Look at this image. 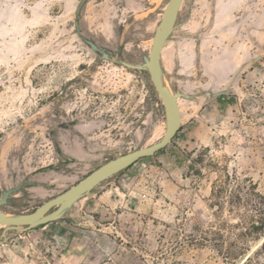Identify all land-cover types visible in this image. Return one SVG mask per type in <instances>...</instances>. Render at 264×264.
Returning <instances> with one entry per match:
<instances>
[{"label":"rangeland","instance_id":"1","mask_svg":"<svg viewBox=\"0 0 264 264\" xmlns=\"http://www.w3.org/2000/svg\"><path fill=\"white\" fill-rule=\"evenodd\" d=\"M77 1L0 0V194L23 180L25 202L9 214L165 130L148 72L119 59L144 62L167 0H88L80 29L100 60L74 32ZM160 64L187 95L170 143L54 221L8 230L0 264H264L248 186L264 196V0H182Z\"/></svg>","mask_w":264,"mask_h":264},{"label":"water","instance_id":"2","mask_svg":"<svg viewBox=\"0 0 264 264\" xmlns=\"http://www.w3.org/2000/svg\"><path fill=\"white\" fill-rule=\"evenodd\" d=\"M87 1L88 0H78L75 5L73 20L74 32L79 36L81 41L87 45V47L94 52L99 53V60L109 58L103 48H100L93 40L81 33V9ZM181 1L182 0H167L151 38L148 55L144 57L143 63H131L122 58L119 59V63L126 67L146 70L148 72L151 84L155 89L164 110L165 130L162 137L156 142L135 148L106 160L77 180L74 184L70 185L68 188L53 197L43 201L31 211L10 214L11 216H7L9 213L0 210V224L4 226L0 233V244L7 238L6 232L8 230L25 231L54 221L62 215L66 208H68L77 199L88 193L92 188L100 184L103 180L122 171L137 160L155 154L158 150L164 148L170 143L171 139L180 128L181 115L178 98L187 95L177 90L171 91L167 84L165 85L161 83L160 77L162 76V69L160 57L165 41L175 25ZM121 49V46L117 48L116 53L119 56L121 55ZM238 70L239 67L234 70L232 76H234ZM69 83L70 81L66 82L63 90ZM228 92L229 89L216 90L211 92V96H219ZM22 185L23 180L16 186L6 187L1 190L0 207L7 205L9 203V198L13 197L14 193L19 191Z\"/></svg>","mask_w":264,"mask_h":264},{"label":"trees","instance_id":"3","mask_svg":"<svg viewBox=\"0 0 264 264\" xmlns=\"http://www.w3.org/2000/svg\"><path fill=\"white\" fill-rule=\"evenodd\" d=\"M224 97V95H219V96H217V98H219V99H221V98H223ZM55 127L57 128V127H67L66 125H55ZM54 133V132H53ZM52 139H53V141H55V143H56V145H57V141H56V139H55V136H54V134H53V136H52ZM165 148V147H164ZM164 148H162V149H160V150H158L156 153H159V152H162L163 150H164ZM144 158H146V157H144ZM119 173V172H118ZM248 186L250 187V188H252V192L254 193V195L257 197V202L255 203V202H253V203H249V206H251V208L253 209V210H255V212H260V214L262 215V216H264V196L263 195H261L259 192H257L256 191V189H255V187H254V185L251 183V181H248ZM9 204H11L13 207H15V208H22V207H24L25 206V202H24V198L22 197V196H13V197H10L9 198ZM4 206V205H3ZM19 210V209H18ZM15 213H19V212H15ZM43 225V224H42ZM42 225H39V226H42ZM260 228H262V227H258V229H260ZM261 249L264 251V239H263V241H262V243H261ZM101 264H112L111 262H109L108 260H105V261H103Z\"/></svg>","mask_w":264,"mask_h":264},{"label":"bare ground","instance_id":"4","mask_svg":"<svg viewBox=\"0 0 264 264\" xmlns=\"http://www.w3.org/2000/svg\"><path fill=\"white\" fill-rule=\"evenodd\" d=\"M160 81H161L162 84L166 85L165 79L162 76L160 77ZM7 216H11V215L7 214Z\"/></svg>","mask_w":264,"mask_h":264},{"label":"flooded vegetation","instance_id":"5","mask_svg":"<svg viewBox=\"0 0 264 264\" xmlns=\"http://www.w3.org/2000/svg\"><path fill=\"white\" fill-rule=\"evenodd\" d=\"M162 52V51H161Z\"/></svg>","mask_w":264,"mask_h":264}]
</instances>
